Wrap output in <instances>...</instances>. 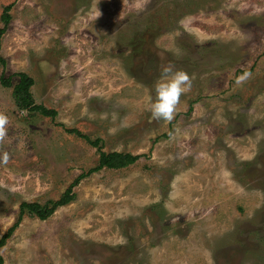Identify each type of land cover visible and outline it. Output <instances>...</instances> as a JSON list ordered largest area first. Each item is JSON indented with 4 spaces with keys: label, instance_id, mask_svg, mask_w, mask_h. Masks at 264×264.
<instances>
[{
    "label": "rangeland",
    "instance_id": "rangeland-1",
    "mask_svg": "<svg viewBox=\"0 0 264 264\" xmlns=\"http://www.w3.org/2000/svg\"><path fill=\"white\" fill-rule=\"evenodd\" d=\"M7 6L0 238L21 203L70 186L74 198L45 220L26 212L2 264H264V0H0V16ZM169 64L192 86L157 121ZM19 73L54 117L16 106ZM66 129L137 160L90 172L97 147Z\"/></svg>",
    "mask_w": 264,
    "mask_h": 264
},
{
    "label": "trees",
    "instance_id": "trees-1",
    "mask_svg": "<svg viewBox=\"0 0 264 264\" xmlns=\"http://www.w3.org/2000/svg\"><path fill=\"white\" fill-rule=\"evenodd\" d=\"M10 6H7L3 9V12L0 16L3 22V28L0 29V37L3 34L5 26L7 25L8 21L10 20ZM0 63L4 64V60L0 57ZM19 81L18 83L13 86V97L15 100V104L19 109L28 110L31 112H37L42 116H50L54 117L56 112L51 109H45L40 105H35L31 96L30 88L33 85V79L29 77L25 73L18 74ZM2 85L5 87H10V80L4 79L1 81ZM69 133H73L76 136L84 139L93 147H97L98 150V164L97 166L92 169L90 172L100 170L102 168L112 169V170H119L128 167L129 165L133 164L136 160V156H132L130 154H123V153H105L99 147V140L91 141L87 136L81 134L78 130L69 129L67 130ZM83 177L81 174L75 180V183ZM74 194L72 193L71 186L64 192V194L52 204L47 205H40L38 203H21L19 207V215L17 221L6 230V232L0 238V248L5 244L7 238L11 235L13 230L19 224L22 216L27 212L29 215L33 217H37L41 220L47 219L53 212L61 206L67 205L71 200H73ZM3 263V259L0 256V264Z\"/></svg>",
    "mask_w": 264,
    "mask_h": 264
},
{
    "label": "clouds",
    "instance_id": "clouds-1",
    "mask_svg": "<svg viewBox=\"0 0 264 264\" xmlns=\"http://www.w3.org/2000/svg\"><path fill=\"white\" fill-rule=\"evenodd\" d=\"M247 75L248 73H244L237 77L236 83H242ZM191 86V78L185 71H174L171 64L163 66L160 70V76L154 84L155 100L148 106L151 117L157 121H171L180 97L188 92ZM7 121V115L0 113V139H3L6 134L4 126ZM4 159H7L6 155Z\"/></svg>",
    "mask_w": 264,
    "mask_h": 264
}]
</instances>
